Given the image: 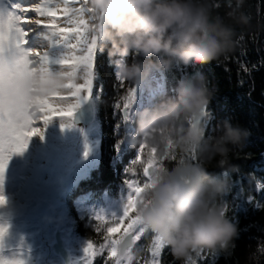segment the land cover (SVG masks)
<instances>
[{
  "label": "clouds",
  "instance_id": "clouds-1",
  "mask_svg": "<svg viewBox=\"0 0 264 264\" xmlns=\"http://www.w3.org/2000/svg\"><path fill=\"white\" fill-rule=\"evenodd\" d=\"M244 4L235 0L225 16L210 0H88L87 7L98 53L107 52L118 77L136 83L153 68L187 69L227 56L236 44L233 25L249 22ZM67 83L60 72L32 68L17 78L9 99L21 115L35 117L36 101L66 92ZM214 95L209 80L195 73L178 81L175 98L138 116L137 133L157 153L152 186L143 193L137 215L182 264L203 251L228 257L239 236L224 197L232 189L231 175L239 171L230 164V154L242 150L251 133L225 118L209 134ZM166 160L175 162L168 166ZM212 161L221 169L217 175L209 171ZM122 255L132 264L131 254L122 249Z\"/></svg>",
  "mask_w": 264,
  "mask_h": 264
},
{
  "label": "trees",
  "instance_id": "trees-1",
  "mask_svg": "<svg viewBox=\"0 0 264 264\" xmlns=\"http://www.w3.org/2000/svg\"><path fill=\"white\" fill-rule=\"evenodd\" d=\"M210 2L222 16L235 7V0ZM243 12L249 22L233 25L234 50L210 64H193L187 69L174 65L170 71L153 68L146 78L136 83L124 81L121 84L116 79L117 69L107 52L98 53L93 94L99 93L97 102L94 100L100 128L99 158L87 176L68 190L64 198L63 218L66 231L73 240L85 246L88 240L94 246L105 243L106 229L113 223L110 219L95 221L94 216L101 212L109 216L121 214L122 198L126 196L124 178L137 179L141 183L144 180L142 164L131 165L135 174L125 173L137 158V148L129 140L117 151V144L138 132L141 112L156 108L164 99L175 98L180 79L202 73L215 88L210 104L213 119L208 124L209 134L214 132L217 122L225 118L248 129L251 134L246 146L242 150L235 149L229 157L230 164L239 168L231 175V192L224 197L227 214L239 229L236 246L228 257L211 251L194 254L190 264H264V189L257 188V182L264 183V0H245ZM140 61L147 63L143 58ZM130 87L136 91V102L132 108V119L125 123L121 110L116 109L115 104L122 105L121 97ZM143 96L147 101L145 105H142ZM55 144H64V141H56ZM147 153L148 149H145V161ZM174 162L166 160L165 164L171 166ZM208 167L213 175L221 172L216 161L209 163ZM248 196L253 198L252 203H249ZM152 235L145 233L133 246L132 264L150 261ZM107 255L105 249L94 258L93 264H113ZM160 264H182V261L166 248L161 253Z\"/></svg>",
  "mask_w": 264,
  "mask_h": 264
},
{
  "label": "snow or ice",
  "instance_id": "snow-or-ice-1",
  "mask_svg": "<svg viewBox=\"0 0 264 264\" xmlns=\"http://www.w3.org/2000/svg\"><path fill=\"white\" fill-rule=\"evenodd\" d=\"M87 4L88 0H0V209L8 205L4 182L13 155H22L32 137L43 139L44 129L34 127L37 121L47 127L59 118L65 126L74 127L72 121L81 106L93 100L97 102L99 98V93L93 94L98 56L96 38L91 31L95 21ZM29 13L35 16H29ZM32 68L41 72H60L68 78L66 92L36 101L39 110L35 117L21 115L9 99L17 78ZM116 79L121 84L125 81L117 74ZM121 100L122 105L116 103L115 108L121 110L123 120L128 123L136 102L135 89L130 87ZM129 140L137 148L138 155L125 173L135 174L131 165L142 164L144 180L141 183L137 179L124 178L126 196L122 198L121 214L109 216L101 212L94 216L95 221L110 219L113 226L106 229L105 243L94 246L88 240L83 249L82 264H93L94 258L105 249L107 259L113 264H127L122 249L131 254L133 246L147 233L137 215V208L143 193L152 186L157 149L149 147L147 139L136 133L121 140L117 151ZM145 149H148L146 161ZM257 188L264 189V183L257 182ZM247 199L252 203L251 196ZM121 228L123 231H120ZM8 233L9 225L0 223V264H26L21 258L23 252L8 249ZM166 248L159 237L152 235L149 248L151 259L147 264H160L161 253Z\"/></svg>",
  "mask_w": 264,
  "mask_h": 264
},
{
  "label": "rangeland",
  "instance_id": "rangeland-1",
  "mask_svg": "<svg viewBox=\"0 0 264 264\" xmlns=\"http://www.w3.org/2000/svg\"><path fill=\"white\" fill-rule=\"evenodd\" d=\"M143 98L145 105L147 101ZM60 120L54 119L47 127L37 121L34 127L44 129L43 139L32 137L22 155H13L5 174L8 205L0 209V223L9 225L8 249L23 252L21 258L26 264H64L54 254L57 231L72 255L71 264H79L86 247L66 231L63 205L67 191L98 163L99 123L82 127L72 121L74 127L59 130L57 122L65 124ZM56 141L64 144L57 145Z\"/></svg>",
  "mask_w": 264,
  "mask_h": 264
},
{
  "label": "water",
  "instance_id": "water-1",
  "mask_svg": "<svg viewBox=\"0 0 264 264\" xmlns=\"http://www.w3.org/2000/svg\"><path fill=\"white\" fill-rule=\"evenodd\" d=\"M97 119V109L95 101L87 102L83 105L74 116V124L78 126H89L93 124ZM54 254L60 257L64 264L72 263V255L70 251L66 248L65 241L61 235L60 231L56 232L55 243L53 244ZM79 264H82V260L78 261Z\"/></svg>",
  "mask_w": 264,
  "mask_h": 264
},
{
  "label": "bare ground",
  "instance_id": "bare-ground-1",
  "mask_svg": "<svg viewBox=\"0 0 264 264\" xmlns=\"http://www.w3.org/2000/svg\"><path fill=\"white\" fill-rule=\"evenodd\" d=\"M78 82H80V81H78ZM60 121H62V120H60ZM57 124H58V129L59 130H62V129H64V127H65V124L63 123V122H57ZM24 157V156H23ZM19 165V164H18ZM24 170V169H23ZM26 185V184H25Z\"/></svg>",
  "mask_w": 264,
  "mask_h": 264
}]
</instances>
